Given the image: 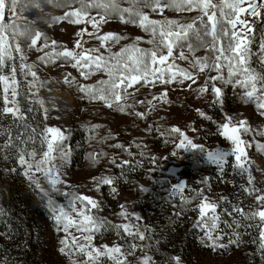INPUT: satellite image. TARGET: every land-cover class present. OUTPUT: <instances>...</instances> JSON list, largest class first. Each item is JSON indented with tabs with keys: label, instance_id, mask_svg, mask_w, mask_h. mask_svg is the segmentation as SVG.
Here are the masks:
<instances>
[{
	"label": "snow or ice",
	"instance_id": "obj_1",
	"mask_svg": "<svg viewBox=\"0 0 264 264\" xmlns=\"http://www.w3.org/2000/svg\"><path fill=\"white\" fill-rule=\"evenodd\" d=\"M128 7H121L120 0H0V122L6 118L12 120L13 125H23L28 129L29 113L41 111L44 119H48V109L44 101L29 99L37 96L39 87L46 82L41 81L36 71L35 62L28 63L25 48L18 38L30 41L28 51L42 53L37 57L44 66L52 65L63 68L66 64L75 69L79 76L88 81L93 76L101 74L102 77L93 84L80 83L71 73H66L63 83L71 87L76 85L82 94V99L102 102L106 107L121 113L132 115L139 119L146 118V112L129 111L135 105H152L153 101L167 102L169 86L178 85L188 90L197 91L199 95L210 92L214 99L213 106L223 105L224 89L232 86L242 89L240 99L243 103L255 104L261 116H264V73H257L250 64L251 43L254 39V26L257 22L264 23V2L258 0H126ZM64 8L63 15L53 17L51 24L66 22L70 25L81 26L76 33L72 49L66 48L56 40L49 41L47 35L40 30L29 28L31 21L22 16V12L35 8L43 11V4ZM148 9L149 11H145ZM166 10L176 13H198L192 17L191 22L181 23L180 20L164 18L152 19L149 13L163 16ZM95 11L96 15H93ZM118 18L123 24H132L150 34L151 38L145 43L150 48L138 46L142 37H136L135 42L123 46L119 52L113 53L108 45L119 44L126 39L115 33H104L102 25ZM25 21L22 27L17 21ZM89 26L92 31H89ZM87 35L90 40H85ZM91 40L98 41V46L85 48L84 45ZM50 49L49 51H44ZM77 49L79 51H77ZM104 49V51H101ZM203 50L205 55L196 53ZM260 55L264 57V34L259 44ZM183 61L190 66L184 68L176 61ZM264 64V59L261 60ZM215 73V75H212ZM18 75L23 80L18 79ZM31 77V79H29ZM204 82L200 83V78ZM27 89L25 99L30 104H38L39 109L31 106L23 108L21 105V85ZM139 86V87H137ZM160 86L159 95H153L150 100H139L135 94L140 88H153ZM195 86V87H194ZM131 89V91H129ZM131 101V102H129ZM154 107V105H153ZM200 112L199 109H197ZM201 116L211 119L200 112ZM99 127L94 125L92 128ZM197 131V129H192ZM219 134L231 144L230 151L221 149L206 150L203 145L193 143L178 127H173L169 134L179 136L177 149L189 151L198 150L205 154L206 159L215 164L221 175L224 173L228 157H234V167L237 174L246 177V183L241 185V191L254 200V203L244 207L233 205L231 212L225 210L217 212L219 205L210 200L203 190H196L193 199L199 198L197 205L198 220L195 227L203 231L201 243L212 251L228 250L231 247L240 248L245 235L251 236V230H257L258 250L264 256V190L256 186L252 174L253 162L247 149L255 146L257 151L264 153V143L255 140L256 136L264 137V130L254 129L247 120L234 121V118L225 114V122L218 125ZM0 136L4 137L0 144V159L5 161L14 159L21 174L28 178L30 184L35 174L41 173L51 185L59 192L58 185L64 183L61 179V169L67 164L70 157V146L66 143L70 136L55 126H45L39 133L31 129L27 138L17 133L12 134L11 126H0ZM248 136L249 139H244ZM110 137L102 139L107 140ZM39 139L40 148L32 147ZM139 147V145H136ZM110 147L128 151L123 144L116 143ZM14 154V155H13ZM55 154V155H54ZM128 154L133 155L130 151ZM40 156L37 160L36 157ZM106 153H89L93 164L98 163ZM143 155V153H141ZM173 156L176 152L173 151ZM155 160V157H151ZM60 163L57 164L56 161ZM112 166L124 169L131 161L116 158L110 160ZM17 168L5 169L6 172H17ZM123 177L102 174L92 177L94 187L100 191L104 186L110 187L113 196L118 195L116 183ZM207 184V178L202 181ZM35 187L39 189L41 200L51 212V218L57 225V230L65 233L60 240V252L69 257L70 264H102L106 258L111 264H156L148 255L150 249L147 243L152 231L149 227H142V217L129 212L121 204L117 213L121 223H112L106 217L93 213L101 212L102 204L92 197L76 193H63L70 196L67 206L59 205L48 191L43 190L35 180ZM186 185L183 182L172 186L173 194H182ZM147 191V189H141ZM185 204L189 203L187 197L181 196ZM221 200L225 198L221 197ZM79 205V207H78ZM6 213L0 208V215ZM182 213L177 212L179 217ZM229 217L224 219L223 217ZM223 225V227H221ZM227 229L228 231H225ZM104 231H114L117 237L125 240L124 244L114 243L97 247L93 241L97 234ZM79 233V235H77ZM0 233V236H4ZM8 238L11 235L8 234ZM131 238L132 242H128ZM227 238V243L223 241ZM139 241L141 243H137ZM137 252L144 255L137 256ZM84 257V259H79ZM170 264H181L180 257L169 258Z\"/></svg>",
	"mask_w": 264,
	"mask_h": 264
},
{
	"label": "rangeland",
	"instance_id": "obj_2",
	"mask_svg": "<svg viewBox=\"0 0 264 264\" xmlns=\"http://www.w3.org/2000/svg\"><path fill=\"white\" fill-rule=\"evenodd\" d=\"M258 1L264 2V0ZM120 6L128 7L129 5L126 0H120ZM64 11H67V9L54 7L45 3L43 4V11L32 8L23 11L22 16L27 17L28 21L32 22L28 25L29 28L40 30L47 35L49 41L56 40L66 48L72 49L77 39L76 33L83 25L74 26L63 22L49 26L52 18L63 15ZM145 11L147 12L149 10L145 9ZM149 14L152 19L162 20L164 18H171L180 20L181 23L191 22L192 17L198 15L195 12L176 13L170 10H166L163 16L157 13ZM17 22L22 27L25 24L23 19ZM89 31H92L90 26ZM102 31L104 33L111 32L126 37L119 44L114 46L108 45L111 47L113 53L119 52L123 46L135 42L136 37H142V40L138 42L139 47H151V45L145 43V41L151 38L150 34L145 33L135 25L123 24L118 18L112 19L109 23L102 25ZM254 33L255 36L251 43L253 55L251 56L250 64L257 73H264V64L261 63L264 57L260 55L259 49L261 35L264 34V23L258 21L254 26ZM18 39L25 48L28 57L27 62H35L37 65L36 71L38 72L40 80L46 82L44 87H39L34 90L37 91V96L29 99L44 101V106L48 109V119H44L41 111V115L37 113L31 115L37 122H39L42 116L41 128L45 126L59 127L70 136V139L66 142L70 146V157L67 164L61 169V179L64 183L57 186L60 189L59 192L51 188V185L41 173H36L34 181L30 184L28 178L21 174V170L20 173L18 172L19 168L16 162H12L7 166V169H18L17 172H9V176L10 178H16L14 180L17 182L20 200H29L33 205L39 203V206L46 210V215L49 217L48 236L54 238L57 256L66 264H70L69 257L60 252L62 246L60 240L64 237L65 233L57 230V225L51 218L52 214L50 210L46 207L45 201L41 200L39 189L35 187L36 179H38L40 187L48 191L59 205L67 206L71 198L63 193L74 192L78 195H86L96 199L102 204L103 210L99 213L93 210V213L106 217L112 223L122 222L121 217L117 213L120 211L119 206L124 204L129 212H134L142 217L141 226L149 227L152 230L149 233L150 236L157 232L165 215L170 216L174 214L176 209L171 205L172 197H170L173 194L172 186L183 182L186 185L185 189L193 191V195H191L188 203L189 219L186 221L188 222L186 227L187 230H196L199 236L196 233L195 235L201 240L203 231L195 227L198 220L197 205L201 201L199 198L193 199V197L195 196L196 190H203L211 201L217 203L219 207L222 205L224 200H221V197L218 196V187L212 181H218V172L216 170L218 167L210 163L206 159L205 154L200 153L196 149L189 151L177 149L175 145L179 142V136L175 133H169L173 127H178L192 139L193 143L203 145L206 150L221 149L230 151V142L222 137L218 131V125L225 122V114L233 117L234 121L247 120L252 128L264 130V116L259 114L255 104H245L241 101L240 94L243 90L232 86L226 87L224 89L223 105L217 104L213 106L212 101L214 97L210 92L199 95L197 91L172 85L169 86L167 102L153 101L152 105L137 104L134 109L129 110L146 112V118L139 119L132 115L116 111L115 109H110L102 102L91 101L87 98L82 99V94L78 91L76 85L69 87L63 83V78L66 73H71L80 83L88 84H93L96 80L106 77L97 74L90 80L84 81L79 76V73L70 65L66 64L63 68L52 65L44 66L37 59L42 53L28 51L27 44L30 41L22 37ZM84 39L90 40L87 35H85ZM98 44V41L91 40L84 47H95ZM49 50L45 49L44 51ZM77 51L79 50L77 49ZM101 51H104V49H101ZM196 55L203 56L205 53L201 49ZM176 63L191 70L190 66L183 61L177 60ZM212 75H215V73H212ZM18 79L23 80V77L18 75ZM203 82L204 78L201 77L200 83L202 84ZM0 88H2V85H0ZM162 90L160 86L140 88V91L135 94V98L139 100H150L153 95H159ZM26 92L27 89L22 84L20 97L22 107L27 108L31 106L39 109L38 104H30L29 100L25 99ZM197 109L211 119H206L204 116H201ZM94 125H99V127L93 129L92 126ZM192 129H197V131L194 132ZM75 134L76 148L72 146V137ZM104 137L110 138L104 140L102 139ZM243 138L246 140L249 139L248 136H244ZM255 140L264 143V137L256 136ZM116 143L123 144L133 155L130 156L128 151H124L123 149L110 147V145ZM136 145H139V147ZM32 147L40 148L38 146H29V150ZM173 151L176 152L175 156L172 155ZM247 151L253 162L252 174L255 177L256 186L264 190V153L257 151L255 146L247 149ZM101 152L107 155L100 157L98 163L93 164L89 159V153ZM82 154H84V157ZM151 157H155L156 159L153 160ZM112 158H116L118 162L121 160H129L131 164L126 165L124 169H117L110 163ZM36 159L39 160L40 156L38 155ZM187 160H192L201 166L208 167L207 174L202 172L208 180L207 184L202 183L201 179L190 178L188 185L189 180L187 181L186 178L187 172H182L183 164ZM56 163L59 164L60 161L57 160ZM228 163L234 165V157H228ZM166 165L167 167L165 168L164 166ZM233 168L235 169V167ZM135 169H137L136 172H134ZM128 171L131 172L126 173ZM121 172H123V177L115 185L118 190V195L113 196L109 186H104L100 191L95 189L92 177L102 174L120 176ZM169 174L173 176H169ZM190 175L193 176V171L191 170ZM169 181L171 184H168ZM142 188L147 189V191H142ZM253 203V198L247 197L245 210ZM219 207L217 208V212ZM186 216L187 211L182 216V219ZM0 233L5 234L4 236H0V250L4 253L3 257H0V264H25L24 260L17 257L18 255L26 256V249L20 239V231L19 233L11 232L7 224L3 228H0ZM8 234L11 235V238H8ZM169 239L172 240L171 242L176 241V227L174 232L168 237ZM127 240L128 242H132L131 238H127ZM136 242L141 243L139 241ZM223 242L227 243V238ZM93 243L97 247L103 244L111 246L114 243H121L124 244L125 248L127 247L125 240L119 239L114 231H104L101 234H97ZM144 243L147 242L145 241ZM146 251L155 260L150 249H146ZM142 255H144L143 252H137L138 257ZM79 259H84V257H80ZM224 261L222 260L220 262ZM102 264H111V261L103 258Z\"/></svg>",
	"mask_w": 264,
	"mask_h": 264
},
{
	"label": "trees",
	"instance_id": "obj_3",
	"mask_svg": "<svg viewBox=\"0 0 264 264\" xmlns=\"http://www.w3.org/2000/svg\"><path fill=\"white\" fill-rule=\"evenodd\" d=\"M93 15H96L95 11ZM0 106H3L2 101H0ZM33 113L41 115L40 111ZM33 113L28 114V124L30 125L28 129H25L22 124L19 126L13 125L10 118H6L0 122V126L3 128H9L11 126L13 135L19 133L24 138H27L32 128H35L37 133L42 129L40 126L42 124V116L39 122H37L31 115ZM75 136L76 134L72 137V146L74 148H76ZM3 142L4 137L0 136V144H3ZM39 143L40 141L37 139L34 145L30 142L28 147H40ZM82 156L84 157V154ZM12 162H15V160L9 159L5 161L0 159V208L6 213L5 215H0V228L8 224L11 232L19 233L20 231V239L26 249V256L18 255L17 257L24 260L25 264H66L57 256L54 238L48 236L49 217L46 215V210L44 208L42 209L39 203L33 205L29 200H20L17 182L14 180L16 178H10L9 172L5 171L7 166ZM164 167L166 168L167 165ZM233 167L234 165L232 163L226 164L222 175L219 168H217L218 181L214 182L212 180L218 187V196L225 198L219 207V213L225 210L231 212L233 205L239 204L241 207H246L245 201L247 196L240 188L241 185L246 183V178L238 175ZM207 169V166H201L199 163L187 160L183 164L182 172H187V181L191 178L201 179L202 182L206 178L204 173L207 174ZM190 170L193 171V176L190 175ZM136 171L137 169L134 170V172ZM18 172L20 173V169ZM130 172L128 171L126 173ZM169 176L173 175L169 174ZM189 182L190 180L188 181V185ZM168 184H171V182L169 181ZM191 195H193V191L187 189L182 194H171V205L176 209L174 214L170 216L165 215L157 232L150 236L151 238L149 240H146L148 245L154 246L150 247V251L154 255L156 264H170L169 258L174 256L180 257L181 264H264V256L258 250V242H251L257 238L256 229L251 230V236L245 235L243 237L244 243L240 248L231 247L228 250H220L218 252L205 248L198 238L199 234L197 231L192 229L187 230L186 227L188 223L186 221L189 219V206L188 203H184L181 196L187 197L189 200ZM186 211L187 216L182 219ZM177 212H181L182 214L177 217ZM223 218L229 219L227 216ZM175 227L176 241L171 242L172 240H168V237L174 232ZM225 231L228 230L225 229ZM3 254V251L0 250V257H3ZM222 260L225 261L220 262Z\"/></svg>",
	"mask_w": 264,
	"mask_h": 264
},
{
	"label": "water",
	"instance_id": "obj_4",
	"mask_svg": "<svg viewBox=\"0 0 264 264\" xmlns=\"http://www.w3.org/2000/svg\"><path fill=\"white\" fill-rule=\"evenodd\" d=\"M258 2H261V1H258Z\"/></svg>",
	"mask_w": 264,
	"mask_h": 264
}]
</instances>
